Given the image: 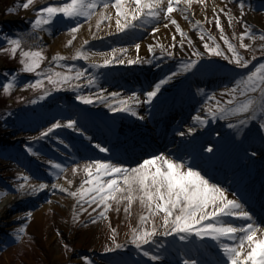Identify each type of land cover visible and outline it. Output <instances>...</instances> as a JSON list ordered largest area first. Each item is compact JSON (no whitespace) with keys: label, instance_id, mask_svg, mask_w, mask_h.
<instances>
[{"label":"snow or ice","instance_id":"obj_1","mask_svg":"<svg viewBox=\"0 0 264 264\" xmlns=\"http://www.w3.org/2000/svg\"><path fill=\"white\" fill-rule=\"evenodd\" d=\"M233 2L234 0H226L221 5L213 0L212 15L209 16L207 0H52L44 6H35V0H20L18 7L31 8L34 12V17L29 23L31 35L35 39L31 46L25 47L24 37L28 35L27 32L4 34L3 39L7 47H0V52L9 53L11 56L18 54L21 65L18 72L35 75V79L19 84L22 89L40 90L34 99L27 101L29 103L35 104L38 100H44L51 92L62 88H75L79 93L75 96L77 101L84 104H92L94 101L105 102V107L112 112L123 111L132 116H139L135 105L141 103V93L131 91L127 95H120L116 92H105L97 83V70L113 64H151L152 58L156 57L157 47L161 49L162 58L172 59L177 55L178 33L180 49L185 50V43L192 48L190 57L180 60L177 71H170L152 85L150 90L143 91V103L152 104L161 93V89L178 76L193 70L199 71V66L210 61L211 57H222L235 66L237 75L231 85L224 84L218 91L208 92L203 88L197 89L204 102L201 104V110L193 117L194 121L202 127H207L210 119H223L228 121V128L243 132L245 126L258 119L259 129L264 130V43L253 45L244 42L246 37L251 41L257 39L264 41V31L260 33L253 31L252 26L245 19L246 9L251 7L248 0H235L238 14L233 13L231 7ZM196 4L200 5L204 19H196L192 22V17L196 15L194 7ZM8 10L13 11V9ZM112 10L115 13L114 17ZM176 13L190 21L192 28L198 31L204 51L194 46L192 37L181 27ZM222 16L227 18L229 26H232L234 21L242 24L244 31L238 34L239 46L227 35ZM61 18H65L71 25L65 29L68 33L65 46L72 45L77 30L81 29L83 24H87L91 37H96L102 21L108 22L111 27L114 19L115 32L134 39L135 42L131 47L137 50V54L135 57H128L127 44L107 51H96L86 47L89 45V39H82L79 46L71 53L70 59L85 61L87 68L67 62L68 55L60 51L54 52L45 65L43 62L48 58L40 47L35 46V41L39 39L37 30L49 31L51 23ZM161 19L165 21L164 28L175 26L171 36L172 42L168 46L159 42L148 43L147 49L153 57L141 59L139 56L141 44L135 34L142 28H150L153 34L158 33ZM205 21H214L227 50L217 42L216 36L205 29ZM232 35L236 37L237 33L233 32ZM240 49L250 50L253 53L251 58L242 54ZM94 56L103 59H92ZM258 56L262 59L254 64ZM53 63L56 68L51 66ZM57 68H62L64 71ZM88 68L92 70L89 71ZM0 84H2L0 90L7 94L18 85V73L6 74V79L0 81ZM81 85L88 88L95 87L96 93L84 92ZM17 99L25 98L18 96ZM205 110L206 115L202 114ZM233 119L235 123L231 122ZM62 129H71L80 134L89 144L94 145L95 149L101 153H109V156L82 159L68 155L74 145L62 138L58 132H54ZM197 132L198 128L193 125L187 129V132L181 131L180 136L195 137ZM220 135L218 132L217 136ZM50 137L63 145L66 150V159L63 161L53 158L45 161L50 166L48 171L52 176L51 184L43 178L29 182L32 177L20 171L12 178L14 183L11 188L14 190V195L17 197L35 195L41 190L51 193L53 189L67 193L75 198L76 204L79 205L78 210L75 206L73 208L72 220L80 223L84 222L80 214L86 210L90 214L86 217L89 222L100 219L108 221V210L113 206L117 211L122 207L123 211L131 216L135 205L136 226H130L127 241L117 242V229L109 223L108 238L112 241V247L105 246V252L126 248L131 244L150 261L160 262L162 255L168 254L169 246L178 245L180 259L177 264H264V221L255 217L243 195L237 196L236 192H230L228 187L217 182L196 163L195 157L189 162L182 157L159 152L146 154L138 162L129 164L115 157L112 148L88 137L87 129L78 117L67 119L53 117L47 126L42 127L36 135L28 139L39 142ZM24 147L28 153L43 158V154L36 152L31 144H25ZM217 150L216 145L208 144L207 153L215 154ZM261 155L264 157V153ZM201 156L204 154L201 153ZM244 156L245 159L254 161L257 152L249 153L245 149ZM206 158L212 159V157ZM67 173L72 177L80 176L77 187H72L75 181L69 178ZM56 177H62L67 186L65 183H58ZM3 194L0 192V195ZM22 215L31 218L30 212H23ZM23 231L24 225L21 224L18 232ZM57 235L60 233L57 232ZM161 237H170L171 240H161ZM61 244L68 252L73 251L63 240ZM160 244H164L165 247L160 248ZM153 245L159 250L153 249ZM209 246L217 250L215 258L211 261L200 256V249ZM82 259L92 264L89 257L84 256Z\"/></svg>","mask_w":264,"mask_h":264},{"label":"rangeland","instance_id":"obj_2","mask_svg":"<svg viewBox=\"0 0 264 264\" xmlns=\"http://www.w3.org/2000/svg\"><path fill=\"white\" fill-rule=\"evenodd\" d=\"M219 1L220 2L217 4L221 5L226 2V0ZM19 2L20 0H0V47H7V44L3 39L4 34L14 35L24 34L25 32H27L28 35L24 37V46L28 47L33 44L35 38L31 35V26L29 21L34 17V12L31 8L24 9L18 7ZM48 2H52V0H35V6H44ZM248 3L251 7L246 9L245 19L252 26L253 31L260 33L261 31H264V9H261V7L259 8V6L261 3H264V0H248ZM256 6L259 9H257ZM194 7L196 9V15L192 17V22L196 19L203 20V15V17L197 15L198 4L194 5ZM231 7L233 13L238 14V8L235 0ZM8 9H13V11H9ZM208 15H212L211 10L208 12ZM181 18H183V16L179 19L181 21L185 20ZM164 23L165 21L163 19L159 21V24H161L162 27ZM222 23L229 38L233 40V43H236L239 46L238 34L241 31H244L242 24L234 21L233 25L229 26L227 18L223 16ZM185 25L187 28H184ZM69 26L71 25L67 22V20L65 18H61L56 19L53 23H51L49 31L39 32L37 30L39 39L35 41V46L40 47L45 53V56L48 58V60L43 62L45 65L48 61H50L52 54L55 52L52 51L51 53L46 36L50 35L51 37H55L56 34L59 32L62 33L65 31L66 27ZM181 27L184 28V30L192 37L194 46L200 48L201 51H204L203 43L199 39L198 31L192 28L191 22L185 20L184 25L181 24ZM204 27L207 31H210L214 36H216L217 42H219L221 46L227 50V46L224 45L223 41L220 39L219 29L215 27L214 21H205ZM233 32L237 33L236 37H233ZM43 33H47L48 35L45 36ZM141 33H143V35H141ZM116 34L121 33L109 32L99 38L91 37L89 38V45L86 47L101 51L113 47L117 48L125 42L129 45V49L132 53L130 56L128 54V57H135L137 50L131 47V44H133L135 40L123 34L122 37L118 39L110 38L111 35ZM150 34V28L139 29L135 34L136 39H139L141 44L139 49V56L141 59L153 57V54L147 49L148 43L157 44V42H159L168 46L172 42L171 34H164L160 30L158 33L153 34L152 37H148ZM154 36L155 39H153ZM67 39L68 36L64 40L63 44H61L62 50H60V52L68 55L67 62L77 63L87 68L85 61H72L70 59L71 53L75 47L79 46V44L73 48V40L72 45L65 46V41ZM179 39L180 37L177 33L176 57L172 59L162 58L160 56L161 49L157 47L155 49L156 57L152 58L151 64H113L106 68L102 67L97 70V83L100 87L104 88L105 92H116V90H120L117 92L121 95H127L131 91H138L141 93V103L138 108H136V111L139 113V117L146 119L144 121L136 120L131 123L133 126L135 125L133 129V136L135 137V135L140 136L144 134L152 135V137L150 136L151 147L154 149L152 154L164 152L168 155L182 157L189 162H192L193 157H195L196 163L208 174H214L213 176L209 175L217 182H220L225 187H228L230 192H248L250 182L255 179L254 177L258 176L259 172H264V157H261V153H264V139H262L264 131L259 129L256 121L250 122L244 127L243 132H240L238 129L228 128V121L223 119H210L208 126L203 127L205 132L200 136L199 140L206 139V137L211 135L214 138L211 143L216 145L218 148L215 154L207 153V150H203V147L200 146V151H197V148L194 147V150L191 152L184 151L183 153L182 151V155H180L181 149L177 147L175 143L176 141L172 138L173 134L184 131L183 129H185V127L187 128L193 125H199L196 124L193 117L196 115L197 111L201 110V104H203L204 101L202 96L197 93V89L203 88L208 92H213L218 91V89L224 84L231 85L233 78L237 75V70H235L234 65L230 64L222 57H211L212 60H217L220 62V65H222L218 71H211L213 67L211 61L202 63V65L199 66V71L196 72L195 78H192L193 83L189 84V82H187L188 73L182 74L169 84L165 85L163 87V92L158 95L152 104L149 105L143 103V91L150 90L152 85H154L159 79L164 78V76L169 74L170 71H177L180 60L188 59L190 57L192 48L185 43V50L182 51L179 47ZM244 42L252 43L253 45L264 43V41L259 39L251 41L247 37ZM169 50H171V48H169ZM240 51L249 59L253 54L250 50L246 49H240ZM205 59L207 60L208 58L206 57ZM261 59L262 57L258 56L257 60L253 63L256 64ZM157 65H159V67H157ZM51 66L54 68L57 67L54 63ZM20 67L21 65L19 64L18 54L16 56H11L9 53L0 52V71L2 70V72H0V81L6 79V74L11 75V73L18 71ZM249 67L251 68L252 66L250 65ZM57 70L64 71L62 68H57ZM87 70L91 71L92 69L88 68ZM4 72L7 73L4 74ZM2 73L4 75H2ZM35 78L36 77L33 73L19 72L18 85L16 87L12 88L7 94L0 90V192L4 193L3 195H0V199L8 192L14 194V190L11 188L14 183L12 178L15 173L20 172L19 170L25 172L33 178H43L46 182H49L51 181L52 176L48 171L50 166L47 165L45 161L48 158L60 161L66 159V150L64 149V146L60 145L54 138L50 137L39 142L30 141L28 139L30 136L36 135L42 127L47 126V123H50L53 117H62L64 119L78 117L81 124L87 129L88 137L92 136L91 132L92 129H95V127H99L101 130H107L108 132L112 129L111 131H116L118 132L117 134L120 133L119 135L122 137L125 133L123 130L127 129L126 127L129 123V121L125 118L127 115H131L130 113L123 111L112 112L109 108L103 105L105 102L94 101L92 104H84L81 101H77L75 96L79 93L75 88H62L55 91L59 95L57 101L55 102L45 101L42 106L39 104V102L48 100L54 96L53 93H50V96L45 97L44 100H38L35 104L29 103L27 101L34 99L35 96L39 94L40 90L33 91L31 88L22 89L19 87V84ZM45 83L47 82L45 81ZM188 84L190 86H188ZM81 87L84 92L96 93L95 87L88 88L84 85H81ZM189 87L193 88L190 90ZM0 89H2V84H0ZM18 96H23L25 99L18 100ZM158 103L168 105L171 103H178V107H176V110L172 112V115H167L163 122L159 121L153 123L152 120L149 118L147 119V116L149 117L151 109ZM202 114L206 115V110ZM231 122L235 123L236 121L233 119ZM164 126L170 129L167 135L163 134ZM54 132H58L62 138L74 145V147L68 152V155L70 156H78L82 159L108 157L107 153L96 151L91 147L94 145L89 144L85 137L80 136V134L73 132L71 129L54 130ZM150 132H154V134H151ZM218 132L221 134L220 136H217ZM128 137L130 138V136ZM134 137H132L133 141ZM145 141V139H142L141 142ZM123 142H120V144L122 145ZM25 144H31L36 152L43 154V158L28 153L24 147ZM255 144L260 147V150L257 152V156L254 161H249L245 159L244 150H248L249 146ZM85 145H87V147H85ZM141 145V148L138 149L135 155L138 160L132 159V162L129 164L138 162L139 159H143L146 154H149V150H147L143 144ZM71 151H73L74 154L71 155ZM201 153H203L204 156H201ZM206 157H212V159L208 160ZM117 158L124 162L131 161L129 158L127 159L128 161L120 157ZM8 162L14 163L15 168H11L9 166L10 163ZM78 184H76L75 187H77ZM64 194L69 197L73 206L70 211H66L68 215L63 217L61 222L56 220L54 216L59 213V209L61 211L65 205L57 203L52 199H50L51 202L47 201L45 204L44 212L47 213L48 218L43 226L46 232L43 230V233L49 236V238H47L48 240L45 241L49 246L47 247V244L42 243L45 238L44 234V236L41 237L40 234L31 230L26 231L25 229L21 233L18 232V226V228L12 231L10 230L6 233H0V264H88V261L82 259L84 256L89 257L92 264H177L180 259L178 245L169 246L168 254L162 255L160 262L150 261L149 258L144 257L142 253H139L131 244H128V247L126 248L114 249L113 251L105 252V246L112 247V241L108 237L103 239L98 244H93L90 240H87L84 236L85 234L83 235L85 232L83 229L85 225L90 223L86 218L90 214L86 210L84 213L80 214L81 219L84 221L83 223L73 222V208L75 206L78 210L79 205L76 204L75 198L69 196L67 193ZM42 198V195H39L34 203L27 201L25 206H29V204L30 206H39L45 201ZM35 202L40 203L35 204ZM32 207L33 206L30 208ZM113 209H115V206ZM115 218L116 216L112 219V221H116ZM28 221L29 217L23 216L20 222H17L19 223L17 225L23 224L26 226ZM122 221L123 219L121 222L119 221V224L121 223V225H123ZM136 221L137 217L131 218L130 226H136ZM57 232H59L60 235H57ZM128 235L129 230L127 235L123 237V241L119 239L120 237H116L117 242H126ZM22 236H24L23 239H21ZM56 239L60 241L59 251H56L51 247V244H53ZM160 239L171 240L170 237H161ZM61 240L68 243L73 251L68 252L64 249L61 244ZM79 241L81 242L79 243ZM77 242L80 244L79 246H76ZM152 247L157 251L159 250L156 245H153ZM159 247L163 248L165 245L160 244ZM216 251L217 250L211 246L202 247L200 249V256L202 259L211 261L215 258ZM75 255L78 258L77 260H74ZM55 256L60 257V259L62 257V260L54 258Z\"/></svg>","mask_w":264,"mask_h":264},{"label":"bare ground","instance_id":"obj_3","mask_svg":"<svg viewBox=\"0 0 264 264\" xmlns=\"http://www.w3.org/2000/svg\"><path fill=\"white\" fill-rule=\"evenodd\" d=\"M207 2L209 4V8L207 9V11L210 12L211 4H212L213 0H207ZM210 2H211V4H210ZM219 2H220L219 0H215V3H219ZM197 9H198L197 15L202 16L203 13L200 10L199 4H198ZM112 12H113V17H114V15H115L114 10H112ZM176 16L178 18L179 23L184 25L185 20L181 21L179 19L180 17H182V15H180L179 13H176ZM181 19H184V18H181ZM92 23H93V27H95L94 20L92 21ZM114 23L115 22L113 19L112 25H111V27H109L108 22H102L100 30L97 32V36L92 37V38H97V37L99 38L103 35H106L109 32L110 33L115 32ZM184 28H187V26L185 25ZM159 30L161 32H163L164 34H171L172 35V33L175 30V26L170 25L168 28H164V27H162L161 24H159ZM43 34L45 36L48 35L47 33H43ZM67 36H68V33H66V31H63L62 33L59 32L58 34H56L55 37H51L50 35L46 36V40L50 46L51 53H52V51L56 52V51L62 50L61 44H63V42L67 38ZM111 36H110L111 39H118V38L122 37V34H116V35H111ZM152 36H153V33H151L148 37H152ZM89 38H91L90 30H89L87 24H83L81 29L77 30V36L74 39V43H73L72 47L74 48L76 45L80 44L82 39H89ZM121 43H122V41H121ZM123 43H124L123 45L126 44L125 42H123ZM123 45H120V46H123ZM120 46H118V47H120ZM95 50L99 51L98 49H95ZM101 51H107V50H101ZM128 54H129V56H130V54H132L129 47H128ZM102 58L103 57H100V56L92 57V59H96V60L102 59ZM117 91H120V90H116V93H118ZM161 92H163V88L161 89ZM116 99H119V97H116ZM103 105H105V103H103ZM139 105H135V109L138 108ZM158 105L160 106V103H158L156 106H158ZM148 118L149 117L147 116V119ZM125 119L129 121V123L127 124L128 130L126 131V133H128V135H132L131 133H132L135 125L133 126L131 123L136 121V120L144 121L146 118L144 119V118H141L139 116L127 115V117ZM196 127L198 128V132H197V135L195 137H192L191 135L182 137V136H180V132L173 134L172 138H173V140L176 141L175 142L176 145H178L180 148L191 147L193 145V143L198 140V137H200V135H203V133L205 132L202 126L196 125ZM188 128L189 127H187V128L185 127V129H183L184 132H187ZM96 132H97V130L95 131V133ZM141 138L150 139V136L145 134V135H141ZM127 139L129 140L130 138L127 137ZM100 143H103V142L101 141ZM118 148L121 150H128V147H124V146L118 147ZM70 154L72 155V154H74V152L71 151ZM8 163H10V162H8ZM9 166L13 169L15 168L14 163H10ZM17 170H19V169H17ZM19 171H21V170H19ZM66 175H69V178L74 179L75 184L72 187L75 188V185L79 183L80 176L72 177L70 175V173H67ZM55 179L58 183H65V186H67L66 182L62 179V177H56ZM36 180H37V178L32 177V180L29 182H33ZM51 181H52V179H51ZM51 181H49L47 183L51 184ZM42 193H44V194H42ZM39 195H42V197H43L42 199L45 200L43 203H41L39 206L31 205V206H33L32 208H30L31 207L30 204H29L30 207L27 205L25 206V203H27V201L34 203V201L37 199V197ZM44 196H46V197H44ZM50 199L56 201L57 203H62L63 205H65V207L63 209H61V211L59 209V213L55 214V216L53 215L56 220L61 222L62 218L65 217L66 215H68L66 213V211H70L73 204H72V201L69 199V197L66 194L60 192L59 190L53 189V191L51 193L46 191V190H41V192L36 193L35 195H27V196H23V197H17L13 193L8 192L6 195H4L3 198L0 199V231H1L0 233H2V232L6 233V232H9L10 230L12 231V230L18 228L19 225H17V224H19V223H17V222H20V220L22 219V217H23L22 213L23 212H30L31 218L29 219L27 225L24 226V229L26 231H28V230L34 231V232L40 234L41 237H43L45 235L44 236L45 238L43 240L44 242H42V243L47 244L46 246L48 247L49 245L45 241L48 240L47 238H49V236L43 233V230H44L43 226H44V223L46 222V220L48 218L47 213L44 212L45 204ZM39 203L40 202H35V204H39ZM112 211H114V212H112ZM60 212H62V213H60ZM115 216H116V218H115L116 221H112V219H114ZM108 217H109L108 221L100 219V220H96L95 222H90L87 225H85L84 229H83V230H85V232L83 233V235L85 234L84 235L85 238L87 240H90L93 244L100 243L103 239L108 237V233H109L108 224L110 223L111 226H113L114 228L117 229L116 237H118V238L120 237L119 239L123 241V237H125L127 235L128 230L130 228L131 218L137 217V207L135 205L133 206L132 215L130 217L128 214H126L123 211L122 207L119 211L112 208L108 211ZM117 219H118V221H117ZM122 219H123V221H122L123 225H121V223L119 224V221L121 222ZM69 224H70V222H69ZM23 238H24V236H22L21 239H23ZM81 241H82V239H81ZM81 241H79V243ZM79 243L77 242L76 246H79L80 245ZM51 245H52L51 247L53 249H55L56 251L60 250V241L58 239H56L55 242ZM127 250H129V249H127ZM54 258H57L58 260H62V257H61V259H60V257H57V256H55ZM77 259L78 258L75 255L74 260H77Z\"/></svg>","mask_w":264,"mask_h":264},{"label":"trees","instance_id":"obj_4","mask_svg":"<svg viewBox=\"0 0 264 264\" xmlns=\"http://www.w3.org/2000/svg\"><path fill=\"white\" fill-rule=\"evenodd\" d=\"M0 72H2V70L0 71ZM17 72V71H16ZM7 72H4V74H6ZM11 73V72H10ZM18 73V72H17ZM3 73H2V75H4ZM1 75V74H0Z\"/></svg>","mask_w":264,"mask_h":264}]
</instances>
